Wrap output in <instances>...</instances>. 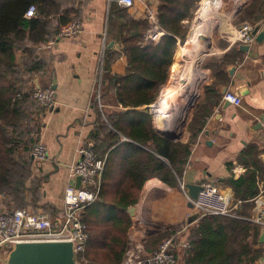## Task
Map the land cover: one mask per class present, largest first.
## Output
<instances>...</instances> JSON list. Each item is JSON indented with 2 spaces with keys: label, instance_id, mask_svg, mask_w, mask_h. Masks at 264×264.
I'll return each mask as SVG.
<instances>
[{
  "label": "crops",
  "instance_id": "crops-1",
  "mask_svg": "<svg viewBox=\"0 0 264 264\" xmlns=\"http://www.w3.org/2000/svg\"><path fill=\"white\" fill-rule=\"evenodd\" d=\"M202 1L196 4V11L191 20L183 21L187 28L197 13L204 12ZM209 1L212 5L209 9L213 5L218 7L220 2ZM59 5V13L51 18L48 24L46 41L35 46L27 44L33 49V57L26 58V68L35 62L33 64H38L40 69L27 74L30 76L29 85L33 86V89L51 88L56 100L53 109H40L36 113H27L26 110V117L35 122L39 121V129L36 131L34 127L30 133V137L35 141L34 145L43 144L52 159L32 163L28 157V182L33 179L42 180L40 199L48 209L55 212L47 213L51 217L62 209L64 188L68 182V166L75 162L76 150L80 143L90 140L99 157H107L116 147L111 144L109 137V132L113 131L108 122L101 118L95 103L96 91L101 92V100L105 98L112 102V105H105L109 110L107 115L114 116L126 111L147 114L149 107L153 105L123 108L115 100L113 89L103 88L102 83L107 75L104 71L106 66L112 76L124 75L128 67L120 39L127 31L120 29L123 21L116 12L118 7L106 0H86L82 3L76 0H59ZM145 5H153L157 10L160 2L135 0L134 6L126 9L132 21H146ZM61 17L79 19L83 33L76 38L57 39L59 28L64 25L59 21ZM262 20L264 15L259 21L251 24ZM146 25L148 28L147 22ZM103 45L105 49L102 48ZM138 45L145 46L141 41ZM241 46L230 44L225 39L215 45L207 66L208 79L201 88L199 99L191 107L182 137L173 140L190 144V153L182 174L176 177V187H170L157 178L148 179L134 206L133 216L126 211L131 220L127 235L145 243L156 234L163 233L162 237H167L179 233L176 239L186 241L188 233L190 234L191 229L195 228L203 217L194 218L198 214L192 213L189 202L180 191V182L185 185H200L205 181L212 183L224 199L233 204L235 212L241 202H236L229 181L231 177L237 180L248 170L254 173L257 188V195L248 202L252 201L253 205L264 207V124L258 128V123L264 116V40L262 43L255 42L247 52L243 51ZM110 52L118 54L112 61ZM232 68L234 70L229 74ZM230 89L240 94L241 108L225 105L222 101L224 93ZM202 122L204 125L201 131L194 135V130L200 127ZM153 129L160 134L154 127ZM123 148L125 149V146ZM123 152L124 150L122 154ZM246 152L248 153L245 154ZM119 174L118 170L114 176L118 177ZM238 210L244 211L242 219L253 218L256 214L254 208ZM35 211L37 210L32 212ZM234 218L239 219L238 216ZM162 237H158L156 242ZM256 248L261 250V256L254 264H264V245L259 244ZM147 250L151 251V248ZM174 254L176 263L180 258L183 262L184 251L177 248Z\"/></svg>",
  "mask_w": 264,
  "mask_h": 264
},
{
  "label": "trees",
  "instance_id": "trees-1",
  "mask_svg": "<svg viewBox=\"0 0 264 264\" xmlns=\"http://www.w3.org/2000/svg\"><path fill=\"white\" fill-rule=\"evenodd\" d=\"M199 1L159 0L158 22L169 36L144 47L138 44L144 40L146 21L134 22L126 9H116L123 21L120 29L127 31L120 39L128 67L124 75L112 76L106 66L102 85L113 89L115 100L123 108L150 105L157 100L168 80L178 47L185 42L188 30L183 21L191 20ZM248 2L242 19L255 23L264 15V0ZM30 7L35 13L25 17ZM59 10V0H0V199L6 200L7 196L27 204L29 198L32 210L41 202L36 193L42 180L28 182L30 162L29 155L25 154L35 141L30 137L32 128L23 120L26 116L23 105L33 88L27 74L40 69L35 62L26 68V58L33 57V49L27 44L35 46L46 41L48 24ZM59 21L65 24L70 19L61 17ZM115 55L118 54L110 52L111 61ZM151 121L149 113L126 111L108 115L107 122L113 131L109 137L116 147L105 157L98 199L82 213L88 236L80 260L83 264H121L131 226L126 211L137 204L144 183L157 178L176 187V177L182 174L190 144L163 137L153 129ZM30 122L37 131L39 121L30 119ZM24 125L26 130L22 129ZM203 125L202 122L194 130V135ZM118 170L120 174L115 177ZM229 183L236 202H241L238 209L254 208L252 201L248 202L257 195L254 173L246 170L237 180L231 177ZM6 203L10 205L12 201ZM41 208L46 213H55L45 204ZM238 209L236 215L242 216L244 211ZM259 234L258 225L243 219L203 216L188 233L189 248L184 251L183 264H254L261 256V250L256 248Z\"/></svg>",
  "mask_w": 264,
  "mask_h": 264
},
{
  "label": "built area",
  "instance_id": "built-area-1",
  "mask_svg": "<svg viewBox=\"0 0 264 264\" xmlns=\"http://www.w3.org/2000/svg\"><path fill=\"white\" fill-rule=\"evenodd\" d=\"M82 3L86 0H76ZM118 8L131 9L135 0H106ZM35 9L30 7L25 17H31ZM144 16L148 28L144 32L143 44H157L164 36H169L159 25L157 10L153 5L144 6ZM264 23V20H262ZM257 24L243 23L231 27L228 43L252 46L255 44L253 30ZM83 33V27L79 19H71L59 28L57 39L76 38ZM51 45V43L49 44ZM105 49V45L102 46ZM95 103L102 113L100 92L96 91ZM29 98L36 102L40 108L53 109L56 105L55 94L51 88H36L29 94ZM193 99L189 106H193ZM223 102L241 108L242 98L234 90H227L223 95ZM151 112V111H150ZM154 118V117H153ZM77 158L68 166V182L64 188L63 205L59 213L51 217L46 212L37 210L32 212L27 209L1 210L0 209V263L8 255L13 245L28 242H70L73 244V253L80 264L86 249V227L82 222V213L86 207L98 199L101 190V176L105 166V157H99L94 151L90 140L80 143L76 150ZM29 158L35 162L52 161L43 144H35ZM80 179L79 187H76V179ZM201 190L197 198L191 201L197 214L203 216L216 215L223 217H235L232 214L228 202L219 193L218 189L210 182L200 184ZM180 191L186 201H190L186 185L179 183ZM264 207L260 208L255 224L264 227L262 215ZM172 234L164 238L155 251L149 254L142 253L141 243L138 242L130 251L126 252V259L122 264H176L175 249L185 251L189 248L186 240L178 241Z\"/></svg>",
  "mask_w": 264,
  "mask_h": 264
},
{
  "label": "rangeland",
  "instance_id": "rangeland-1",
  "mask_svg": "<svg viewBox=\"0 0 264 264\" xmlns=\"http://www.w3.org/2000/svg\"><path fill=\"white\" fill-rule=\"evenodd\" d=\"M248 1L249 0H243L242 1L241 6H239L237 11L234 13L235 15L233 14L231 19H227L228 9H229L228 7H229V4H231V2L227 1L229 3L228 4V3H226V0H221L219 2V6L218 7L213 5V7H211L207 11V13L203 12L204 13L203 14L202 12H199V13H197L195 15V17L193 18L191 24L187 28L188 32H187L186 36H188L189 33L192 32L193 29L197 25H200L199 23H201V25L203 26V29H205L204 34H202V37H201V40H200L201 42L199 41L196 45H189V46H187L186 43H183V44H181L178 47V51H177V54H176L175 62L173 64V67H172L171 72H170L169 80L165 84V86L163 87L162 92L160 93V95H159V97L157 99V101H159L161 96L163 94H165V92L168 91V88L170 87L169 90L170 91L172 90V93L170 94L171 97H169V101H168V105L170 106V109L168 111V118L169 119L170 118L174 119V118L177 117L176 114H177V110H179L178 108H180V106L182 104L186 105V103H185L186 101L184 100L185 96L188 93V91L193 89V87H194L193 86L192 88H189V87L187 88L181 81L178 83L179 76L181 74H183V72L185 70H188L190 68V64L192 63L191 62L192 59L196 57L195 60H197L198 63L196 64L195 68L199 69L202 73H205V76L200 81H198V83L195 85V87L196 86L198 87L197 88L198 94H197V96L195 97V100H194V103H195V101H197L199 99V96L201 94L202 86L204 85L205 81L208 79L209 71L207 69V66L209 64V57L213 55L212 53H213V49H214L215 45L217 43L221 42L222 39H225L228 42V38L230 37L229 33H230L231 27L238 26V25H241L243 23H251L247 19H242V15H241V14H243L242 11L246 8L247 4L249 3ZM222 5L225 6V7H223ZM220 6L222 7V9H221ZM210 14H211V16H210ZM218 14H219V16H218ZM205 15H206V17H205ZM205 18H206V20H205ZM225 20L226 21L228 20V21L226 22ZM222 21L225 22V23L223 24ZM185 40H187V39H185ZM184 63H185V65H184ZM180 84L182 85L181 87H179ZM32 90H33V88L31 89V91ZM31 91H29L28 94ZM106 103L112 105L111 104L112 102L109 99L106 100L105 98H103V100H101V105L103 106L102 113H101V116H102L101 118H103L105 121L108 120V115L107 114H109L108 113L109 110L107 108H105ZM40 109L43 110V108H40L38 106V104L36 102H34L33 100H31V99L26 101L24 103V105H23L24 113H26V110L28 111L27 113H29V112L36 113V112H39ZM150 111L148 113H150ZM154 111L155 110H153V112ZM190 111H191V106H188L186 108L185 113L182 115L181 120H177V122H176V124L174 126V130L167 129L166 130L167 132H165V128L163 127L164 125L161 126V125L156 124L155 120L153 119V115H151V117H152V121H151L152 127H154L156 130H158L160 133L164 132L167 135L172 136L174 138V140H179L182 137V134H183L184 129H185V125L187 124V120L189 119ZM23 120H24L25 123H27V125H29L28 127H31L33 129V125L30 122V118L29 117H26L24 115L23 116ZM27 125H24L22 129L26 130ZM29 153L30 152H28L26 154V157H28ZM34 162L35 161H33L32 163H34ZM34 165L36 166V164H34ZM40 191H41V188H40ZM40 191H38L36 193L37 200L41 196L40 195ZM5 197H6V200L0 199V209L1 210L27 209V210H30V211H34V210L31 209V207H30L31 205L28 204L31 201V199H29V198L27 199V202H28L27 204H26V202L20 204V202L18 200L14 201V199L12 197H7V196H5ZM9 200L12 201V204L7 205L6 202H9ZM42 204H43V202H42V199H41V202H39V204L37 203V207H36L35 210L43 211L44 209L41 208ZM228 204H229L230 208L233 207L232 203L228 202ZM258 204H260V203H258ZM22 205H24V206H22ZM191 209H192V213L196 214L195 213L196 211L193 209V207ZM254 209L256 210V214L253 216V218H251V217L250 218H245L244 217L245 219H243V220L249 219L250 222L254 223L253 220L257 217L258 211L260 210V206H256L254 204ZM232 210H233L232 214L235 215V217H237L238 215H236V213L234 212L233 208H232ZM199 216H201V215L198 214V217ZM238 217H239V219H242L241 216H238ZM233 218H234V216H233ZM259 227L264 228L263 226H259ZM162 236H163V233L156 234V236L152 237V239H148L147 242L144 243V242H141L140 240L135 239L131 235H127V251L126 252L130 251L138 242H140L141 246H142V253L143 254L152 253L153 251L156 250V248L158 247L159 243L164 238H166V237H162ZM158 237H162V238H160L156 242ZM150 248H151V251H148L147 249H150ZM125 259H126V253H125V255H124L123 259H122V263L125 261ZM181 259L182 258L178 259L176 264H182L183 262H182Z\"/></svg>",
  "mask_w": 264,
  "mask_h": 264
},
{
  "label": "water",
  "instance_id": "water-1",
  "mask_svg": "<svg viewBox=\"0 0 264 264\" xmlns=\"http://www.w3.org/2000/svg\"><path fill=\"white\" fill-rule=\"evenodd\" d=\"M255 36V42L262 43L264 40V23L260 21L257 23L253 30ZM241 49L245 52L248 51V46H241ZM234 68L229 70V74H232ZM240 95V94H239ZM158 102V101H157ZM154 103L149 108L152 112L151 115L154 117ZM225 105H229L225 102ZM264 124V116L261 117L258 128ZM167 139L174 140V138L166 133H160ZM80 179L77 178L75 181L76 187H79ZM187 193L190 198L189 207L192 208L191 201L197 198L199 191L201 190L200 185H186ZM134 207H130L127 213L130 216L134 214ZM198 215L194 216V218ZM264 221V214L262 215ZM258 243L264 245V228H261ZM0 264H80L76 261L73 253V244L70 242H28L18 243L12 246L8 255L1 261Z\"/></svg>",
  "mask_w": 264,
  "mask_h": 264
},
{
  "label": "bare ground",
  "instance_id": "bare-ground-1",
  "mask_svg": "<svg viewBox=\"0 0 264 264\" xmlns=\"http://www.w3.org/2000/svg\"><path fill=\"white\" fill-rule=\"evenodd\" d=\"M221 1V0H220ZM227 1H230L231 4H229ZM243 0H226V3L229 4V9H228V16L227 19H231L233 14L237 11V9L239 8V6H241ZM225 2V1H224ZM222 4V3H221ZM227 4V5H228ZM202 9L204 10L205 13H207L208 9L211 5L209 0H203L202 1ZM219 6V5H218ZM223 6V5H222ZM221 7V6H220ZM225 7V6H223ZM222 9V7H221ZM223 11V10H222ZM203 13V12H202ZM204 14V13H203ZM202 15V14H201ZM200 15V16H201ZM235 15V14H234ZM203 16V15H202ZM211 16V14H210ZM219 16V14H218ZM204 17V16H203ZM206 17V15H205ZM204 20V19H203ZM206 20V18H205ZM226 21V20H225ZM228 21V20H227ZM226 21V22H227ZM223 22V21H222ZM225 22H223L224 24ZM213 25V24H212ZM221 25V24H220ZM196 26V25H195ZM193 27V26H192ZM219 28V27H218ZM205 29H203L202 25H197L192 32L189 33L188 37H187V41H186V45H196L202 37V34H204ZM208 40V39H207ZM201 42V41H200ZM206 43V42H205ZM183 51V50H182ZM196 58V57H195ZM195 58L192 59V63L190 64V68L188 70H185L183 72V74H181L179 76L178 79V83L181 81L187 88H192L193 89L189 90L188 93L185 96V104H182L180 106V108H178L179 110H177V114L176 118H168V111L170 109V106L168 105V101H169V97L170 94L172 93V90L170 91L168 88V91L165 92V94H163L161 96V98L159 99V101L157 102V104L155 105L154 108V119L156 124L161 125L165 128V132H167L166 130H174V126L177 122V120H181L182 115L185 113L186 108L189 106V104L191 103V101L193 99H195V97L198 94V90H197V86L195 87V85L198 83V81H200L203 76L204 73H202L199 69L195 68L196 64L198 63L197 60H195ZM185 65V63H184ZM173 73V72H172ZM176 74V73H175ZM182 85L180 84L179 87H181ZM173 87V86H172ZM171 87V88H172ZM179 89V88H178ZM165 91V90H164ZM182 93V92H181ZM178 95V94H177ZM176 97V96H175ZM184 103V102H183ZM170 116V115H169ZM176 119V120H175ZM157 125V126H158Z\"/></svg>",
  "mask_w": 264,
  "mask_h": 264
}]
</instances>
